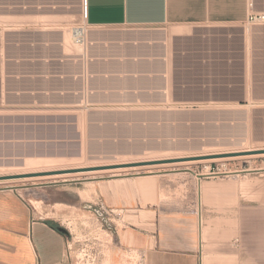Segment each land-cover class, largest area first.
I'll list each match as a JSON object with an SVG mask.
<instances>
[{"label":"rangeland","instance_id":"rangeland-1","mask_svg":"<svg viewBox=\"0 0 264 264\" xmlns=\"http://www.w3.org/2000/svg\"><path fill=\"white\" fill-rule=\"evenodd\" d=\"M0 2L13 5L0 8L2 14L18 9L17 13L36 15L37 34L55 39L64 34L70 42L67 50H78L72 30L84 22V0ZM17 19L3 17L4 22ZM176 28L188 30V36H174ZM162 32L167 34L170 55L177 48H190L214 56L207 65L216 76L206 82H229L230 90H179V105L172 104V96L169 105H162L176 109L71 111L78 115L77 126L0 128L5 139L0 142V176L90 168L0 180V188L18 190L26 197L38 187L51 188L55 199L68 203L71 216L78 218L62 219L68 233L81 241L103 239L99 264H147L142 258L147 248L133 245V231L181 239L184 264H240L237 219L227 213L230 192L232 186H264V155L240 158L243 155L238 154L233 156L238 158L194 163L187 161L210 157L186 158L264 148V23L171 24ZM226 58L233 61H223ZM206 183L212 189L207 198ZM41 192L39 199L47 200ZM34 197L36 193L32 201L42 212L43 202ZM102 198L115 209L107 221L95 210ZM248 207L252 215L264 218V199ZM104 229L113 234L102 235Z\"/></svg>","mask_w":264,"mask_h":264},{"label":"crops","instance_id":"crops-1","mask_svg":"<svg viewBox=\"0 0 264 264\" xmlns=\"http://www.w3.org/2000/svg\"><path fill=\"white\" fill-rule=\"evenodd\" d=\"M248 1L84 0V22L73 31L87 27L88 40L78 44L72 36L78 47L73 52L67 50L70 42L64 34L61 39L37 34L36 15L17 13L18 9L13 14L0 11V128L77 126L78 115L71 111L176 109L162 105H169V96L172 104L179 105V90H230L229 82H206L216 76L207 65L215 61L214 56L190 48L168 54V37L162 28L171 24H243L251 12ZM254 4L256 12H264V0H254ZM7 6L13 5L0 2V8ZM5 16L20 19L4 22ZM4 29L15 34H3ZM172 31L174 36H188L183 28ZM199 65L205 69L199 71ZM3 140L0 136V142ZM34 190L30 198L15 189L0 188V264H71L70 232L59 227H67L62 219L78 218L71 216L68 203L55 199L48 186ZM210 190L209 183L204 184L205 198ZM231 190L227 213L237 219L240 264H264V218L252 215L248 207L256 199H264V186H232ZM39 191L48 199H39ZM33 193L35 200L43 202L42 212L32 201ZM102 200L108 204L107 198ZM110 232L113 234L104 229L101 233ZM130 238L134 246L147 248V264H184L182 240L177 237L133 231Z\"/></svg>","mask_w":264,"mask_h":264},{"label":"built area","instance_id":"built-area-1","mask_svg":"<svg viewBox=\"0 0 264 264\" xmlns=\"http://www.w3.org/2000/svg\"><path fill=\"white\" fill-rule=\"evenodd\" d=\"M248 6L251 10L247 22L250 24H263L264 23V12H256L254 10V0L248 1ZM73 37L78 44H85L88 40V28L81 26L76 27L73 31ZM98 207L95 209L102 220H109V215L114 213L115 209L109 208L103 200H100ZM103 224V223H102ZM70 239L68 242V251L71 264H99L100 258L103 256L102 239L97 238L96 241L90 240L81 241L79 238L72 236L69 233ZM78 243V246L75 245ZM142 258H145V254L142 253Z\"/></svg>","mask_w":264,"mask_h":264},{"label":"water","instance_id":"water-1","mask_svg":"<svg viewBox=\"0 0 264 264\" xmlns=\"http://www.w3.org/2000/svg\"><path fill=\"white\" fill-rule=\"evenodd\" d=\"M244 154V153H264V148L262 149H255L249 151H242V152H228L222 154H209V155H202V156H192L186 159H193L198 157H219V156H230V155H237V154ZM81 171H90V168H70V169H61V170H48V171H41V172H32V173H24V174H12V175H4L0 176V180L6 179H16V178H23V177H36V176H45V175H58V174H65V173H76ZM59 230L66 233L67 229L63 227H59Z\"/></svg>","mask_w":264,"mask_h":264},{"label":"bare ground","instance_id":"bare-ground-1","mask_svg":"<svg viewBox=\"0 0 264 264\" xmlns=\"http://www.w3.org/2000/svg\"><path fill=\"white\" fill-rule=\"evenodd\" d=\"M73 31V30H72ZM67 35V34H66ZM67 37V36H66ZM252 150V149H251ZM254 150V149H253ZM247 151H249V150H247ZM233 152V151H232ZM238 155V154H237ZM241 155H243V156H240V158H248V157H253V156H259V155H264V153H247V154H241ZM232 156V157H231ZM233 156H235V155H230V157H210V158H208V159H194V160H191V161H188V162H190V163H194V162H199V161H213V160H217V159H221V158H223V160H224V158L226 159V158H238V156L237 157H233ZM201 163V162H200ZM154 166V165H153ZM141 169V168H140ZM128 171V170H127Z\"/></svg>","mask_w":264,"mask_h":264}]
</instances>
